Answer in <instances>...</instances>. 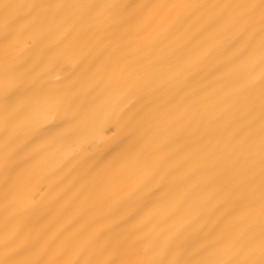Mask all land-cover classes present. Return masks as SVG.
<instances>
[{"label": "bare ground", "instance_id": "6f19581e", "mask_svg": "<svg viewBox=\"0 0 264 264\" xmlns=\"http://www.w3.org/2000/svg\"><path fill=\"white\" fill-rule=\"evenodd\" d=\"M0 264H264V0H0Z\"/></svg>", "mask_w": 264, "mask_h": 264}]
</instances>
